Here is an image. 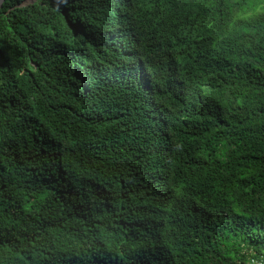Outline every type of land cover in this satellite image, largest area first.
I'll return each mask as SVG.
<instances>
[{
    "label": "trees",
    "instance_id": "16d2710c",
    "mask_svg": "<svg viewBox=\"0 0 264 264\" xmlns=\"http://www.w3.org/2000/svg\"><path fill=\"white\" fill-rule=\"evenodd\" d=\"M264 260V0H3L0 264Z\"/></svg>",
    "mask_w": 264,
    "mask_h": 264
},
{
    "label": "built area",
    "instance_id": "2783aa9c",
    "mask_svg": "<svg viewBox=\"0 0 264 264\" xmlns=\"http://www.w3.org/2000/svg\"><path fill=\"white\" fill-rule=\"evenodd\" d=\"M245 264H264V260L257 255H251L248 257V260L245 262Z\"/></svg>",
    "mask_w": 264,
    "mask_h": 264
},
{
    "label": "water",
    "instance_id": "95a60500",
    "mask_svg": "<svg viewBox=\"0 0 264 264\" xmlns=\"http://www.w3.org/2000/svg\"><path fill=\"white\" fill-rule=\"evenodd\" d=\"M2 2H3V0H0V7H1V5H2Z\"/></svg>",
    "mask_w": 264,
    "mask_h": 264
},
{
    "label": "rangeland",
    "instance_id": "374dc122",
    "mask_svg": "<svg viewBox=\"0 0 264 264\" xmlns=\"http://www.w3.org/2000/svg\"><path fill=\"white\" fill-rule=\"evenodd\" d=\"M29 1L33 2L34 0H29Z\"/></svg>",
    "mask_w": 264,
    "mask_h": 264
}]
</instances>
